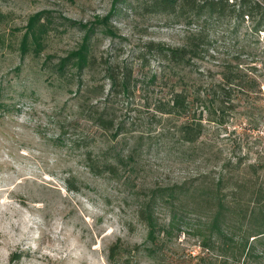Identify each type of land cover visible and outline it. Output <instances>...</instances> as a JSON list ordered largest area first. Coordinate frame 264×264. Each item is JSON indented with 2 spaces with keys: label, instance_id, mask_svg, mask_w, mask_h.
Wrapping results in <instances>:
<instances>
[{
  "label": "rangeland",
  "instance_id": "374dc122",
  "mask_svg": "<svg viewBox=\"0 0 264 264\" xmlns=\"http://www.w3.org/2000/svg\"><path fill=\"white\" fill-rule=\"evenodd\" d=\"M136 4L137 0H0L5 15L0 25L4 40L0 46V264H159L144 250L148 228L137 216L132 186L95 175L87 165V153L97 154L105 147L115 154L126 153L134 143L132 136L142 134L136 159L137 177L143 184L174 183L196 173L201 158L181 153L176 142L180 119L157 107L174 90L207 95L210 87L223 81L226 67L240 74L242 84L233 87L234 104L223 115L209 114L195 100L193 112L205 118L202 140L223 156L247 155L264 163V33L251 31L250 18L238 25L225 19L207 28L205 58L173 68L146 45L155 41L181 46L187 26L167 15L136 9ZM39 12H44L42 21L49 22L45 47L40 55H23L21 40L31 17ZM87 34L98 61L127 60L135 68L131 92L107 103L111 116L132 130L126 136L112 138L111 131L81 115L84 92L80 89L104 84L106 92L100 98H105L111 87L102 64L84 75V84L71 75L57 80L50 70L78 49ZM142 53L146 62L139 58ZM215 117L222 121L209 119ZM201 251L198 237L175 231L166 238L162 257L164 264H197ZM213 261L233 264L222 257ZM253 264H264V259Z\"/></svg>",
  "mask_w": 264,
  "mask_h": 264
},
{
  "label": "trees",
  "instance_id": "16d2710c",
  "mask_svg": "<svg viewBox=\"0 0 264 264\" xmlns=\"http://www.w3.org/2000/svg\"><path fill=\"white\" fill-rule=\"evenodd\" d=\"M135 8L167 15L187 26L185 43L181 46L170 47L155 41L146 45L173 68L192 66L193 60L205 58L209 54L207 28L225 19L234 20L238 25L250 18L254 22L251 31L264 33V0H137ZM4 16L0 9V25ZM43 16L44 12H39L31 17L20 43L23 55L30 52L40 55L43 51L49 32V22L42 21ZM3 42L0 27V46ZM143 55L139 58L145 61ZM100 64L111 87L105 98H100L106 92L104 84L94 83L80 89L84 92L79 103L81 115L98 128L111 131L112 138L126 136L132 130L111 116L107 103L113 96L129 94L135 85L136 71L127 60L112 61L109 57L98 61L87 34L78 49L61 57L50 70L57 80L71 75L84 84V75ZM226 68L222 71L223 81L210 87L207 95L174 90L171 98L157 107L180 119L176 125V142L182 147L181 153L187 151L201 158L202 165L196 173L174 183L143 184L137 177L136 159L143 146L142 134L132 136L134 143H130L126 153L115 154L108 147L97 154L92 150L87 153V165L95 175H108L132 186L137 196V216L148 228L144 250L159 264L165 262L162 257L165 240L175 231L199 238L202 251L197 264H214V257H222L233 264H253L264 259V163L262 159L252 161L247 155L223 156L208 148L202 140L205 118L202 113L198 116L193 112L195 100L209 114L221 112L223 115L226 107L233 106V87L241 85L242 78L234 69ZM95 98L100 99L94 101ZM221 117L209 119L220 122ZM172 142L178 146L174 140ZM184 147L188 149L183 150ZM132 176L135 179L131 180ZM110 259L116 260L113 246Z\"/></svg>",
  "mask_w": 264,
  "mask_h": 264
}]
</instances>
